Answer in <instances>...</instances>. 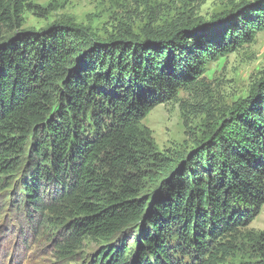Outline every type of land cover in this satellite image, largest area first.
<instances>
[{
    "label": "trees",
    "instance_id": "obj_1",
    "mask_svg": "<svg viewBox=\"0 0 264 264\" xmlns=\"http://www.w3.org/2000/svg\"><path fill=\"white\" fill-rule=\"evenodd\" d=\"M29 1L0 0V178L19 176L20 199L6 197L14 213L62 227V259L133 229L132 264H226L264 206V71L183 160L157 153L140 123L179 90H198L207 61L264 32V0L160 29L148 19L140 35L106 39L69 25L16 32ZM107 250L93 264H129L123 243Z\"/></svg>",
    "mask_w": 264,
    "mask_h": 264
},
{
    "label": "rangeland",
    "instance_id": "obj_2",
    "mask_svg": "<svg viewBox=\"0 0 264 264\" xmlns=\"http://www.w3.org/2000/svg\"><path fill=\"white\" fill-rule=\"evenodd\" d=\"M200 1L30 0L16 32L44 33L55 25H69L82 28L101 39L116 36L124 28L140 35L148 19H155L152 24L155 29L166 27L179 17L190 14L207 21L243 0ZM263 71L264 32H258L250 44L207 61L200 77L203 84L198 90H179L174 100L157 105L140 126L148 131L157 153L183 160L205 140L210 127L219 130L231 119L234 109L249 96ZM18 178L14 175L0 178V264H93L106 249L103 255L111 257V252L120 246V242L130 249L129 264L136 262L134 257L139 234L133 229L123 231V234L107 242L86 239L82 250L75 251L70 258H59L57 246L65 230L53 220L48 224H31L23 206L15 214L10 201L6 200L12 194H17L16 200L20 199L21 194L16 188ZM256 241L264 244V206L249 226L238 231L234 245L240 246V250L227 258L225 263L261 264L262 256L256 250ZM182 249L186 253L185 248ZM188 263L191 264L190 260L183 258V264Z\"/></svg>",
    "mask_w": 264,
    "mask_h": 264
}]
</instances>
